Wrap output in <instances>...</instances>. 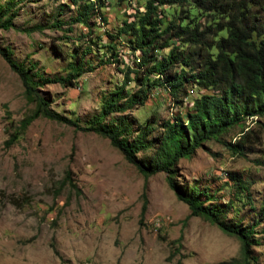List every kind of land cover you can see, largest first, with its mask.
Masks as SVG:
<instances>
[{"label":"rangeland","instance_id":"374dc122","mask_svg":"<svg viewBox=\"0 0 264 264\" xmlns=\"http://www.w3.org/2000/svg\"><path fill=\"white\" fill-rule=\"evenodd\" d=\"M147 1L105 0L100 8L98 0H0V14L9 5L7 15H14L12 28H0V47L8 48L24 67L34 64L30 74L46 77L65 76L69 64L89 48L84 68L94 69L83 73L75 88H37L53 111L86 127L100 111L102 97L122 84L127 67L139 70V51L129 47L127 38L112 40L110 35L142 14ZM159 9L167 20L184 11L176 5ZM85 12L87 25L72 22ZM261 17L264 21V13ZM197 20L204 25L211 19L203 14ZM58 23L60 27H52ZM111 46L118 63L111 59ZM168 51L159 49V59ZM138 87L133 81L126 89L135 92ZM207 93L215 91L190 85L183 104L175 105L167 88L159 87L143 106L126 112L134 129L155 117L146 137L149 146L138 159H151L163 122H185L194 100ZM34 109L21 79L0 56V264L242 263L240 240L191 217L166 173L144 177L107 138L68 124L40 117L21 131V121ZM244 133L260 140L248 143L251 148L241 154L229 145ZM13 134L17 139L6 145ZM231 175L252 182L255 211ZM173 178L182 191L213 195L216 201L207 204L229 203L227 220L242 226L254 223L264 196V115L246 117L218 140L204 142L191 156L179 159ZM262 225L254 229L251 251L256 261L249 260L251 264H264Z\"/></svg>","mask_w":264,"mask_h":264},{"label":"trees","instance_id":"16d2710c","mask_svg":"<svg viewBox=\"0 0 264 264\" xmlns=\"http://www.w3.org/2000/svg\"><path fill=\"white\" fill-rule=\"evenodd\" d=\"M98 1L100 8L105 6V0ZM173 5L182 8L183 15L167 20L159 7ZM88 9L97 8L89 5ZM9 10L7 5L0 14V28L4 30L13 27L14 15H7ZM263 13L264 0H148L142 14L131 21L126 20L115 36L110 35L112 40L127 38L129 47L139 51V70L127 67L122 84L102 97L100 111L86 127H80L77 119H67L53 111L49 100L37 88L49 84L75 88L77 79L94 69L84 68L83 58L89 48L82 52L77 63L69 64L65 76L46 77L37 72L30 74L34 64L26 68L12 58L8 48L0 47V56L21 79L25 96L35 103L32 114L21 121V131L43 117L107 138L144 177L166 173L170 188L188 206L190 216L201 217L225 234L237 237L242 248L241 264H251L249 260L256 261L251 251L255 245V227L263 224L261 232L264 233V196L255 212L254 223L242 226L240 221L227 220L229 203L207 204L216 201L213 195L195 189L182 191L173 181V174L178 160L191 156L204 142L218 140L231 126L243 123L246 117L264 115ZM203 14L211 19L204 25L197 20ZM88 15L81 13L72 22L87 25ZM60 25L53 24L52 27ZM109 48L111 59L120 62L115 46ZM165 48H169L168 53L159 59L158 50ZM132 74L135 76L130 77ZM133 81L139 86L135 92L126 89ZM190 85L215 93L196 98L185 122L181 118L163 122V132L151 159H138L137 154L149 146L146 137L153 131L155 117L152 115L134 129L133 121L125 113L143 106L151 92L159 87L167 88L173 104L182 105ZM249 134H242L236 143L229 145L230 148L242 154L245 148H251L248 143L255 144L260 140L258 135L248 139ZM17 136L11 135L5 144L14 143ZM231 178L237 189L244 191L248 204L255 211L250 190L252 182L236 175Z\"/></svg>","mask_w":264,"mask_h":264}]
</instances>
